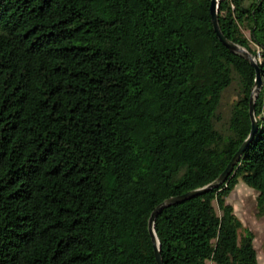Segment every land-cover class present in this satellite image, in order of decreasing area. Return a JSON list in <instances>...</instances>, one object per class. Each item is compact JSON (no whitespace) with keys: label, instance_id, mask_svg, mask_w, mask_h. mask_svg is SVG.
Segmentation results:
<instances>
[{"label":"trees","instance_id":"16d2710c","mask_svg":"<svg viewBox=\"0 0 264 264\" xmlns=\"http://www.w3.org/2000/svg\"><path fill=\"white\" fill-rule=\"evenodd\" d=\"M210 5L0 0V264H157L151 212L250 132L255 68ZM217 20L256 58L258 128L224 183L157 215L163 264H258L227 197L241 181L264 215V0H218Z\"/></svg>","mask_w":264,"mask_h":264},{"label":"water","instance_id":"95a60500","mask_svg":"<svg viewBox=\"0 0 264 264\" xmlns=\"http://www.w3.org/2000/svg\"><path fill=\"white\" fill-rule=\"evenodd\" d=\"M217 10H218V0H211V5H210V15H211V22H212V27L214 32L216 33L218 39L222 42L223 45H225L230 51L240 54L242 57H244L247 61L250 62V64L255 68V82L254 86L251 90L250 93V98H249V117L251 121V127H250V132L247 136V138L241 143L229 163L226 165L225 169L218 175L217 178H215L213 181L210 183L198 187L192 190H189L185 193L175 195L172 197H169L168 199H165L162 201L160 204H158L154 210L151 212V215L148 220V229L149 233L151 235V239L153 242V249H154V255H155V260L157 264H163L161 254H160V244L159 240L156 236L155 230H154V222L159 213L171 205L179 204L182 203L192 197L198 196L200 194H203L205 192H208L214 188L219 187L222 183H224L229 176V174L232 172L235 164L238 162L240 159L241 155L243 154L244 150L246 149L248 143L252 140L255 132L257 131L258 124H257V119L255 117L254 113V100L257 97V94L259 93L260 89L262 88V80L260 77V71H259V66L256 62L255 56L251 55L244 47L241 45L228 40L223 33L220 30L218 20H217Z\"/></svg>","mask_w":264,"mask_h":264},{"label":"rangeland","instance_id":"374dc122","mask_svg":"<svg viewBox=\"0 0 264 264\" xmlns=\"http://www.w3.org/2000/svg\"><path fill=\"white\" fill-rule=\"evenodd\" d=\"M237 96L235 84L229 86L220 99L218 114L221 118L219 128L226 125L230 114V108ZM257 192L239 181L227 197V202L233 207L235 215L240 219L243 227L254 233V248L257 253L258 264H264V215L259 216L256 212ZM207 264H214L209 261Z\"/></svg>","mask_w":264,"mask_h":264}]
</instances>
